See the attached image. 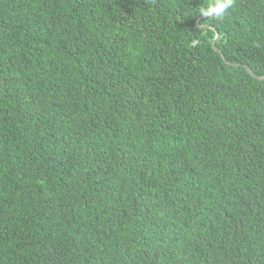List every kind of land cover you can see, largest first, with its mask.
I'll return each instance as SVG.
<instances>
[{
    "label": "trees",
    "instance_id": "trees-1",
    "mask_svg": "<svg viewBox=\"0 0 264 264\" xmlns=\"http://www.w3.org/2000/svg\"><path fill=\"white\" fill-rule=\"evenodd\" d=\"M211 2L0 0V264H264V0Z\"/></svg>",
    "mask_w": 264,
    "mask_h": 264
},
{
    "label": "clouds",
    "instance_id": "clouds-1",
    "mask_svg": "<svg viewBox=\"0 0 264 264\" xmlns=\"http://www.w3.org/2000/svg\"><path fill=\"white\" fill-rule=\"evenodd\" d=\"M233 4L234 0H212L208 6H201L198 12L204 17H215L222 21Z\"/></svg>",
    "mask_w": 264,
    "mask_h": 264
},
{
    "label": "water",
    "instance_id": "water-1",
    "mask_svg": "<svg viewBox=\"0 0 264 264\" xmlns=\"http://www.w3.org/2000/svg\"><path fill=\"white\" fill-rule=\"evenodd\" d=\"M219 38H220V34L217 33V37H216V41H215L214 46H215L216 50L222 54L221 50H219L218 47H217V42H218ZM223 56H224V58H225V55H224V54H223ZM247 68H248V70H249V71H250L255 77L259 78V77L255 74V72H254L250 67L247 66ZM263 78H264V77H263ZM263 78H261V79H263Z\"/></svg>",
    "mask_w": 264,
    "mask_h": 264
}]
</instances>
